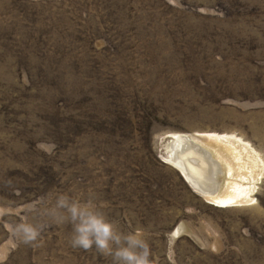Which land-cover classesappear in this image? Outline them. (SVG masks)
I'll list each match as a JSON object with an SVG mask.
<instances>
[{"label": "rangeland", "instance_id": "374dc122", "mask_svg": "<svg viewBox=\"0 0 264 264\" xmlns=\"http://www.w3.org/2000/svg\"><path fill=\"white\" fill-rule=\"evenodd\" d=\"M173 133L230 136L253 200L192 189ZM61 195L143 231L153 264H264V0H0V264H112L46 214Z\"/></svg>", "mask_w": 264, "mask_h": 264}, {"label": "clouds", "instance_id": "9594fccd", "mask_svg": "<svg viewBox=\"0 0 264 264\" xmlns=\"http://www.w3.org/2000/svg\"><path fill=\"white\" fill-rule=\"evenodd\" d=\"M46 214L57 223L72 225L70 242L73 248H94L99 254L110 257L112 264H153L144 232H123L91 199L80 202L61 195ZM46 226L44 223H17L13 226V235L24 245L39 246L37 242Z\"/></svg>", "mask_w": 264, "mask_h": 264}, {"label": "bare ground", "instance_id": "6f19581e", "mask_svg": "<svg viewBox=\"0 0 264 264\" xmlns=\"http://www.w3.org/2000/svg\"><path fill=\"white\" fill-rule=\"evenodd\" d=\"M172 138L165 162L177 169L194 190L220 208L228 207L231 201L253 200L258 178L252 177L251 170L244 169L230 136L212 134V138L223 145V150L187 134L173 133Z\"/></svg>", "mask_w": 264, "mask_h": 264}, {"label": "water", "instance_id": "95a60500", "mask_svg": "<svg viewBox=\"0 0 264 264\" xmlns=\"http://www.w3.org/2000/svg\"><path fill=\"white\" fill-rule=\"evenodd\" d=\"M186 182V181H185ZM192 189H194L188 182H186Z\"/></svg>", "mask_w": 264, "mask_h": 264}]
</instances>
